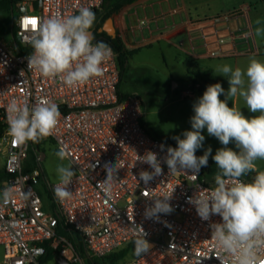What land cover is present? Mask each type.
Here are the masks:
<instances>
[{
	"label": "built area",
	"instance_id": "built-area-1",
	"mask_svg": "<svg viewBox=\"0 0 264 264\" xmlns=\"http://www.w3.org/2000/svg\"><path fill=\"white\" fill-rule=\"evenodd\" d=\"M103 4L104 0H18L16 38L23 52H17L14 39L0 36V154L4 156L6 172L0 184L3 264H86L68 237L58 233L61 220L82 235L92 258H104L128 247L134 249V229L139 225L152 246L129 264H219L210 225L221 218L213 215L202 220L189 203L197 186L211 189L215 187L214 180L208 181L202 168L198 176H192L191 171L169 173L164 163L161 175L147 185L139 178L141 170H152L140 163L138 156L153 151L163 160L170 145L147 132L143 103L137 95L120 96L121 75L115 50L110 46L112 55L102 66L103 76L78 87H67L60 79H46L28 70L27 57L32 49L25 37L38 28L42 19L56 14L74 15L81 7L95 13ZM181 11L177 7L172 14ZM221 20L229 21L230 16L214 18L215 23ZM117 36L123 39L122 33ZM240 36L249 38L243 31ZM210 56H220V52H211ZM191 95L190 91L184 93V97ZM13 100L27 101L29 105L50 100L59 106L58 125L54 134L45 139L68 154L67 160L75 171L69 186L70 199L61 202L55 197L58 181L47 186L53 201L46 205L38 190L46 180L42 168L45 154L40 148L32 154L31 141L13 145L8 135L6 110ZM117 163L109 198L100 182L106 179L105 165L115 167ZM5 191L11 193L7 201ZM169 196L173 208L170 214H160L158 220L145 218V208L151 206L152 199Z\"/></svg>",
	"mask_w": 264,
	"mask_h": 264
},
{
	"label": "clouds",
	"instance_id": "clouds-1",
	"mask_svg": "<svg viewBox=\"0 0 264 264\" xmlns=\"http://www.w3.org/2000/svg\"><path fill=\"white\" fill-rule=\"evenodd\" d=\"M95 13L88 7H81L77 14L61 16L56 14L42 19L38 28L25 37L32 52L27 57L28 70L46 79H60L67 87H78L92 78L102 77L103 64L111 57L112 50L104 41H95L91 33ZM143 23V22H142ZM256 37H264V22L256 20ZM216 73L227 79V91L220 83L206 87L203 95L193 104L194 115L190 118L191 130L175 136L176 147H167L163 160L153 151L138 156L140 163L147 164L152 171L141 170L139 178L147 185L154 177L161 175V164L167 165L169 173L191 171L198 176L206 167L212 154L208 147L202 156L197 150L203 147L207 130L223 145L212 156L217 171L215 187L202 189L189 198L202 220L216 215L220 222L210 225L211 240L219 253V264H262L264 260V171L256 162L264 160V60L250 57L246 67L233 68L229 64L218 66ZM221 95L225 98L221 99ZM235 97L243 99L249 112L246 117L241 109L229 106ZM8 135L13 145H24L31 141L38 143L52 136L61 117L59 106L50 100H41L34 105L27 101L13 100L7 106ZM235 144L237 150L228 147ZM164 149V145H161ZM63 161L68 158L65 149L56 152ZM118 163L115 167L105 165L106 179L100 182L107 197L112 196L116 181ZM255 173L251 181L242 177ZM59 184L54 189L55 197L61 202L70 199L75 171L70 165L57 167ZM7 201L11 193L4 192ZM171 196L152 199L145 208L146 219H159L160 214H170L173 208ZM133 241L134 256L146 254L151 244L145 238L147 233L137 225Z\"/></svg>",
	"mask_w": 264,
	"mask_h": 264
},
{
	"label": "crops",
	"instance_id": "crops-1",
	"mask_svg": "<svg viewBox=\"0 0 264 264\" xmlns=\"http://www.w3.org/2000/svg\"><path fill=\"white\" fill-rule=\"evenodd\" d=\"M241 1L232 9L223 8L205 15L197 9L195 0H139L110 18L114 29L112 33H122V42L126 50L132 53L128 62L129 70L137 58V67L140 69L152 65L154 55L150 52L155 50L159 51L165 63L172 48H178L195 61L209 60L204 75L223 81L225 77L215 71L218 66L230 62L233 68H244L253 56L264 60V37L254 35L256 20L264 22V0ZM177 7L182 10L181 13L172 14ZM223 15H229L230 20L214 22L215 17ZM100 21L101 17L94 22L91 29L93 36ZM143 21L146 23L143 24ZM107 24L108 21L99 32H105ZM240 31L249 34V38H242ZM211 52H220V56L211 57ZM195 84L200 87V83ZM41 143L56 146L47 139Z\"/></svg>",
	"mask_w": 264,
	"mask_h": 264
},
{
	"label": "rangeland",
	"instance_id": "rangeland-1",
	"mask_svg": "<svg viewBox=\"0 0 264 264\" xmlns=\"http://www.w3.org/2000/svg\"><path fill=\"white\" fill-rule=\"evenodd\" d=\"M240 1L241 0H195L197 9L205 15H210L219 9H232L233 7H237V3ZM1 2L2 1H0V3ZM17 14L16 11L15 15ZM8 17L9 12L0 5V25L3 24L6 26ZM100 17L102 20L104 15ZM107 21L103 23V26ZM0 36L5 38V33L0 32ZM6 38L7 40L12 39L10 36H6ZM150 53L155 57L153 56V63L149 67L142 69L138 68L139 58L132 62L131 70L127 71L124 81L122 82V91L128 95H137L142 101L144 108V125L151 136L161 140H166L168 138L173 139L175 136L183 138L182 133L186 130H191L190 118L194 115L193 104L206 90L198 87L195 82L199 84L206 81L209 85L220 83L225 91H227L229 88L228 81L226 78L223 81H219L214 77H207L204 75L203 71L209 65V60L195 61L182 53L178 48H172L169 55L166 54L167 58L165 63H163L161 54L158 50ZM229 65H231L230 62ZM187 91H190L192 95L184 97V93ZM220 98L224 99L225 97L221 95ZM228 103L230 107L235 106L241 109L246 117L255 115L249 112L243 99L240 97H235L231 101H228ZM202 134L205 136V140L203 142V147L197 150L196 155L202 156L204 151L208 147H211L212 154L209 156L208 164L206 167H202V169L206 179L212 181L217 171L212 156H214L216 150L223 147V145L217 138L209 136L206 129L202 131ZM228 147L237 150L234 143H230ZM39 148L46 155L45 159L42 161V168L46 180H43L38 190L44 198L46 205L49 206L52 200L49 198L47 186L53 185L59 181L57 167L61 164L70 165V162L67 159L61 161L57 157L56 152L59 150L57 146L52 144L44 145L41 143ZM3 163L4 156L0 154V170L3 169ZM256 164L259 170L264 171V160H258ZM1 200L2 196L0 193V201ZM133 250L134 249H131L125 258L114 264H129L132 262L136 258V256L133 255ZM4 254V249L0 246V264H3ZM85 263L88 264L86 261ZM104 264L112 263L105 262Z\"/></svg>",
	"mask_w": 264,
	"mask_h": 264
},
{
	"label": "trees",
	"instance_id": "trees-1",
	"mask_svg": "<svg viewBox=\"0 0 264 264\" xmlns=\"http://www.w3.org/2000/svg\"><path fill=\"white\" fill-rule=\"evenodd\" d=\"M136 1L139 0H104V4L101 8V10L95 12V20H97L100 15H104L103 19L99 22L97 25L95 31H94V40L95 41H104L107 43L109 46H111L115 52L118 54V66L120 69V75H121V81L119 85V93L122 98H130L135 95H128L122 92L121 90V83L126 76L127 71L129 70L128 68V62L129 58L132 55V53L128 52L122 42V40L117 36V35H109L106 32H99V29L103 27V23L107 21L108 19L112 18L113 16H116L119 14L126 6L131 5L135 3ZM18 2V0H2L0 5H2L4 8L7 9L9 12V17L6 21V26L3 24L0 25V32L5 33V38L6 36H10L14 41L17 43L18 48L17 52L22 53L23 50L21 49L20 43L17 41V35H16V27H15V4ZM104 13V14H103ZM190 72V71H189ZM209 86V83L206 81H203L200 83V88L206 89V87ZM168 145L172 147H176V141L172 138H168L164 140ZM41 143H33L32 142V151L31 153L34 154V149L39 148V145ZM29 168V167H28ZM254 173H250L247 175V177H243L246 179V181H251L253 179ZM6 177V172L4 168L0 170V181L3 180ZM249 179V180H247ZM49 198L53 201L52 194L49 191ZM54 206V204H53ZM58 233L60 235L68 237V239L72 242L74 248L76 251H78L82 257L85 259L88 264H104L105 262L109 263H117L118 261L122 260L127 256L129 251L131 250L130 247L121 250L120 252L113 253L111 255H108L107 257L104 258H95V257H90L88 254V250L86 247V244L84 243L82 235L75 230V228L69 224H67L64 220L60 221L59 228H58Z\"/></svg>",
	"mask_w": 264,
	"mask_h": 264
},
{
	"label": "water",
	"instance_id": "water-1",
	"mask_svg": "<svg viewBox=\"0 0 264 264\" xmlns=\"http://www.w3.org/2000/svg\"><path fill=\"white\" fill-rule=\"evenodd\" d=\"M107 28H105V32L107 33V34H109V35H114V33H112L113 32V27H112V19H109L108 20V24H107Z\"/></svg>",
	"mask_w": 264,
	"mask_h": 264
},
{
	"label": "snow or ice",
	"instance_id": "snow-or-ice-1",
	"mask_svg": "<svg viewBox=\"0 0 264 264\" xmlns=\"http://www.w3.org/2000/svg\"><path fill=\"white\" fill-rule=\"evenodd\" d=\"M34 23V22H33Z\"/></svg>",
	"mask_w": 264,
	"mask_h": 264
}]
</instances>
